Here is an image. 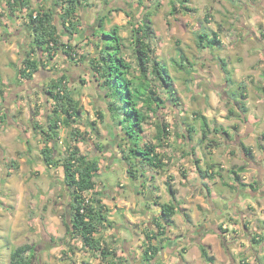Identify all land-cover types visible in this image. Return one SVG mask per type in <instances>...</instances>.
Wrapping results in <instances>:
<instances>
[{
	"label": "rangeland",
	"instance_id": "rangeland-1",
	"mask_svg": "<svg viewBox=\"0 0 264 264\" xmlns=\"http://www.w3.org/2000/svg\"><path fill=\"white\" fill-rule=\"evenodd\" d=\"M8 1L0 0V264H11V252L23 245L32 248L33 253L26 251L30 264H105L111 258L116 264H155L153 259L145 260L143 252L149 243L146 235L151 236L152 230L160 232L157 224L166 229L154 241L159 246L154 259L161 264H264V193L257 191L259 166L246 163L245 171H239L238 161L229 165L222 158V166H217L204 160L208 149L222 148L231 137L236 139L230 130L232 136L223 137L220 131L226 129V120L220 125L217 117L228 118L237 111L243 114L242 93L247 90L252 105L264 107L256 102V96L264 94V0H82L76 12L81 25L72 39L82 57L72 59L62 51L53 58L34 53L39 69L30 81L18 74L32 44L28 12L52 8L61 42L66 43L70 34L61 24L60 7L54 0H24L27 5L14 11ZM147 20L151 55L167 68L170 84L159 79L151 63L147 77L141 79L148 90L138 98V107L148 115L140 146L156 145L160 167L140 158L131 163L121 159L127 151L126 134L113 126L106 90L90 67L99 53L95 44L102 41L101 29L116 26L131 76L140 82L133 29ZM213 32L220 44L204 47ZM203 34L207 35L204 40ZM223 62L229 74L223 71ZM62 73L77 111L68 118L69 126L60 120L55 129L58 136L49 138L44 129L47 116L53 114L54 100L44 89L50 78ZM12 85L22 89L11 93ZM149 90L155 98L150 109L145 103ZM261 121L264 118L254 121L253 144L264 140ZM72 127L79 130L76 140L71 139ZM203 129H207L205 138ZM72 144L80 154L98 162L95 188L85 195L105 205L107 224L95 235L110 251L103 260L99 251L73 238L66 224L71 194L61 164ZM49 145L55 149L57 164L44 160L42 148ZM261 154L259 148L255 156L251 154L258 164ZM154 197L177 206L170 226L161 219L160 207L149 203ZM213 199L223 214L211 211ZM199 244L208 248L212 262L203 259Z\"/></svg>",
	"mask_w": 264,
	"mask_h": 264
},
{
	"label": "trees",
	"instance_id": "trees-1",
	"mask_svg": "<svg viewBox=\"0 0 264 264\" xmlns=\"http://www.w3.org/2000/svg\"><path fill=\"white\" fill-rule=\"evenodd\" d=\"M81 1L54 0V5L60 7L59 19L61 20V24L65 31L70 34L66 43L61 42L62 34L55 23V12L52 8H40L28 12L27 24L32 35V44L21 60V66L18 69L19 77L29 81L33 79L34 74L39 69V59L32 57L34 53H43L53 58L58 51H62V53L72 59L75 58V55L82 57V54L76 50L78 43H73L72 41L74 34L79 32L81 25V21L76 14L78 4ZM7 3H9L11 11H14L17 7L23 8L27 5V2L24 0H9ZM183 8L188 10L187 7ZM176 10L177 8L174 6L172 12L174 13ZM150 27L149 21L147 20L142 22L141 26L133 29V50L139 72L137 78L140 82L131 76V65L123 56V38L119 35L118 27L116 26L112 27L109 31L101 29L102 41L99 44H95L99 53L98 56L91 59L90 67L94 71L95 80L102 89L106 90V105L108 113H110L111 119L114 121L113 126L115 128L119 127L126 134L124 144L127 147V151L121 159H125L131 163L132 159L140 158L153 167H160L163 164L161 163L160 156L155 151L156 145L145 144L144 147L140 146V132L143 131V124L147 121L148 115L138 107V98L140 95H143L144 91L148 90L143 84V81L141 82V79L147 77L151 63H153L152 71L157 74L159 79L165 85L170 84L167 79V68L151 55L152 47L148 41ZM206 36V34L200 35L203 40ZM219 43L220 40L218 39L217 33L213 32L212 38L207 41L204 47L210 48L211 44ZM221 66L225 74H229L230 70L227 69L226 62L221 63ZM66 79L67 76L64 73L60 76L52 77L50 78V83L44 89L45 93L54 100V109L51 112L53 114L47 116L46 129H44V134L49 138L58 136L57 130L55 129L58 127L60 120L69 126L70 122L68 118L77 111V102L69 92ZM16 88L19 90L22 89L20 86H16ZM0 92H2L1 89ZM150 94L153 95L151 90H149L148 100L145 102L147 103L148 109H150L152 101L155 100ZM244 96L245 94L242 93L241 97L244 98ZM4 101H7V99ZM242 107L245 111V107ZM61 114H65L66 116L62 117ZM102 114L100 113V115ZM3 115L7 117L6 113ZM202 119L203 124L207 127L206 117L202 116ZM206 131L207 129H203L202 136L204 138L206 137ZM162 133H166L165 124H163ZM70 135L71 139L76 140L77 135H79V130L72 127ZM160 135H162L161 132L159 133L158 139H161ZM188 136H190L189 131ZM259 147L264 148V145L260 143ZM67 149L66 158L63 160L61 166L64 172V183L71 194V203L69 204L70 217L66 222L69 233L73 238H80L85 248L99 251L102 260L106 259L110 251L105 244L102 245L99 243L98 238L95 236L107 224V216L104 212L105 205L101 203L99 198L95 196L89 198L85 195V192H92L95 188L94 178L98 171V162L95 159L80 154L76 144H72ZM244 149L246 151L248 150L246 146H244ZM54 150L52 145L42 148L44 160L50 165L57 164L54 159ZM248 151L247 154L250 155ZM243 170V166L239 167V171ZM235 177L237 181L240 180L238 176ZM169 191L174 199V190L170 188ZM158 199L154 200V204L160 207V217L165 221V225L170 226L169 222L175 215L177 206L172 201L160 203ZM157 225L161 228L159 230L160 232L166 231L160 224ZM150 232L151 236L146 235L149 243L147 249L143 252L144 259L148 261L156 256L159 249V246L154 241L158 239L160 232L157 233L154 230ZM199 249L201 256L206 262H212L214 260L213 255H209L208 248L204 244H199ZM28 250L31 251L32 248L30 249L27 245L15 248L11 252V264H30V256H26V251ZM105 264H116V261L111 258L106 260ZM155 264L161 263L157 261Z\"/></svg>",
	"mask_w": 264,
	"mask_h": 264
},
{
	"label": "crops",
	"instance_id": "crops-1",
	"mask_svg": "<svg viewBox=\"0 0 264 264\" xmlns=\"http://www.w3.org/2000/svg\"><path fill=\"white\" fill-rule=\"evenodd\" d=\"M12 88H14V89L11 91V93H13V92H17L18 93L19 89L16 88L15 85H12ZM261 88H262V90H264V82H263ZM246 91L244 92L246 94V96H244V98L242 97L244 99L245 110H247V111H244L245 113L243 112V114H242V113H240V111H237L234 114H231V115L229 114L228 118L227 117L226 118L217 117L218 123L220 125H223V123H224L223 121L226 120V125L224 126V127H226V129H223V130L220 131V133L223 134V137L225 139L231 137L232 134H231L230 131H232L234 136H236V139L235 138L233 139L231 137V139H230L231 142L230 143H228V142L225 143L227 145L222 147V148H219V146H218V147H213L212 149H208L207 153L208 152L209 153L207 155H205L204 160L211 161V162L213 161L214 164H216L217 166L218 165L222 166V164L219 163V162H220V160H223V159H226V161H228L229 165L235 164V162H233V160L234 161H238L240 163L238 165V167H237L238 170H239V167L243 166L246 163H249V164L250 163H253V164L256 163L259 166V167H256L257 168L256 171H257V174H258L257 175V179H258V182L260 184V186L258 187L257 191H261V192L264 193V148H260L259 145H258L259 143L253 144L251 142V140H252L251 137L253 136V133H254V130H255L254 121L255 120H261L262 118H264V107L261 110L258 107H256V105H252V103H251V95H250V101H249L248 100L249 94H247ZM227 96H228V100L230 102H233L232 96H229V94ZM256 97H257V101L256 102L264 104V94H259ZM11 105L14 106L13 103ZM261 122H264V121H261ZM262 134H264V131H263ZM262 144L264 145V140H263ZM244 146H246L248 148V150H249V151L247 150L248 153H251L253 156L256 155V151L258 150V148L260 150H262L263 154H261L259 156L260 157L259 161H261L260 164H258V162H256V161H254L256 158L252 157L251 154L250 155L247 154V151L244 149ZM220 151H222V152H220ZM199 161L202 163L203 159L199 160ZM209 164H211V163H209ZM244 171H245V169H244ZM237 173H242V174H244L242 176H246V174L244 172H238L237 171ZM244 180L246 181V179H244ZM151 196H153V194H151ZM154 199H155V197L149 199V203H153L154 204ZM211 201H212V203H211L212 210L211 211L215 212L214 214H217V215L223 214V208H220V207L217 206L216 200L213 199ZM149 209H151V207ZM217 209H218V211L216 212ZM219 213H221V214H219ZM153 219L154 218H152V220ZM168 251L169 250H166V252H168ZM125 252H127V251H125ZM153 260L155 261L154 258H153ZM182 260H183V263L187 262L184 257H183ZM154 261H153V263L156 262V261L155 262Z\"/></svg>",
	"mask_w": 264,
	"mask_h": 264
},
{
	"label": "flooded vegetation",
	"instance_id": "flooded-vegetation-1",
	"mask_svg": "<svg viewBox=\"0 0 264 264\" xmlns=\"http://www.w3.org/2000/svg\"><path fill=\"white\" fill-rule=\"evenodd\" d=\"M39 83H40V82H38V83H34V88L37 87V86H39ZM1 107H2V106H1Z\"/></svg>",
	"mask_w": 264,
	"mask_h": 264
}]
</instances>
